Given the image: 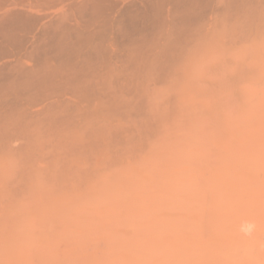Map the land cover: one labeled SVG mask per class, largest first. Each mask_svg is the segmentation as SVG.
I'll list each match as a JSON object with an SVG mask.
<instances>
[{
  "label": "rangeland",
  "instance_id": "obj_1",
  "mask_svg": "<svg viewBox=\"0 0 264 264\" xmlns=\"http://www.w3.org/2000/svg\"><path fill=\"white\" fill-rule=\"evenodd\" d=\"M198 1L194 2L193 6L196 5L192 6L193 8L187 9L188 12L184 11L186 6L182 7L183 9H181V6L178 7L179 12L183 10V15L185 13H188V15H184L187 18L184 17L181 20L179 18L174 24V26H179L180 24L179 27L172 28V30L174 29L172 34H175L176 37L171 35L173 41L171 39L170 41L173 45L169 42L171 50L169 45L168 50L170 51H172V48L174 51L176 49L181 50V47L184 46L188 39H186V35L187 37H192L194 32L193 40H188V42L192 41L191 43L189 42L192 45H189L190 51L187 48L190 53L187 51L182 54L183 56L185 55L184 57H176L177 60L175 61L179 70L173 71L169 69L170 60L168 63L167 61L171 52L168 51V57L166 56L165 59L162 58L160 60L161 57H165V55H161L160 59L158 58L160 64L158 59H156L157 63H153L155 65L152 68L154 72L151 70L154 73L153 75L149 74V71L147 72L149 75L146 74L143 79L136 80L139 71L135 69L133 74L132 69L136 65V68H140L138 64L143 60L142 57L144 56H140L143 53L141 51L148 49L150 42L148 43L147 40L150 39L152 41L153 37H155L152 32L150 33L151 26L147 29L149 31H145L148 32V37H145L147 40L143 39L146 36L144 33V36L142 35L143 38L141 36L144 41L141 40L143 42L135 43L136 46L142 45L144 49L141 46L142 50L140 49V52L137 50L135 52L136 55H133L134 59L140 57L138 58L140 61L136 59L137 61H135L138 64L133 65L135 64L134 62L132 68L129 67V74L132 78L128 77L126 82L130 84H127V91L124 90L123 92L125 93L123 95H119L120 90H118V93L117 90L112 93L115 95L113 96L115 98L114 107L116 108L114 113H106L101 116L93 115L83 119L80 116H76L75 112H65L63 116L56 117L20 118L15 120L13 126L2 127L0 124V264H89V260L95 258L97 252L105 249V242L100 237L103 236L105 227L109 229L111 225L102 221L96 228V223L91 225L88 222L90 227L84 229L81 233L78 227L85 228L87 221H83L82 224L78 225L77 219L82 216L92 218L100 215L104 216L107 214L106 208L108 207L120 210L122 208L120 199L124 198H121L119 191L126 195V198H131H125V200H133L134 198L138 200L139 194L143 195L140 192L145 191L146 195L149 194L148 197L144 195V197L146 196L145 199H153L156 196L152 203L155 205L161 204L159 206L167 209L172 203L178 201L177 198L180 201V198L185 200L187 194L190 196L193 192L196 194L200 191L201 195L202 191L208 193L205 190L210 191L212 190L211 187L219 186V180H223L225 183L224 179L229 177L231 179H228V181L231 182L235 176L237 178V175L245 174L244 172L246 171L240 170L241 168L238 167H241L242 163H246L243 159L247 160L248 153L246 152H251L252 149L248 145L254 143L248 141L243 143L240 141V137H238L242 135V130L240 129L245 128H242V125L239 129L241 133L238 132V129V131L234 130L240 133L238 136L234 131L230 132L229 128L230 130L239 128V123H242L240 120L248 122L247 119H250L251 115L255 117L253 113H259L260 115V112L256 111L264 108L257 106V102L259 103L260 99H264V95L261 92L262 87L259 92L256 89L258 86H262V82L257 81L258 78L256 77H264L260 72L263 70L260 65L264 66V0H201L199 1V4H201L197 6ZM202 1L205 5L202 4ZM217 4H221V6L218 5L221 9L217 7ZM199 6L202 9L201 7L199 9ZM195 7L196 9H194ZM206 9L209 10L208 13ZM213 9H216L218 14ZM189 10L193 11L191 12L192 15H189ZM197 10L199 13L202 10L206 12L204 14H213L212 16H207L208 22L203 27V32L196 35L199 28L197 26L199 24L198 20L202 14L201 12L195 15V13H198ZM179 12L176 11L180 17L181 13L179 14ZM194 16L196 19L198 17V19L194 20ZM208 17L210 20H208ZM190 18L191 22H189ZM182 19L185 20L182 21ZM187 29H189L188 32ZM177 31L180 34H177ZM134 33L131 34L133 36L130 38L131 40L136 37ZM143 43H148L146 48ZM253 60L260 61L261 64L257 61L255 63ZM162 62L165 64L163 65ZM257 64L259 66H256ZM156 68H159L158 70L160 71H155ZM164 69L165 71H163ZM136 70L138 71L137 74L135 73ZM254 73H260V76L254 75L256 80L254 76H251ZM261 77L260 79L263 81L264 78L262 79ZM258 82L260 83L258 84ZM250 83L254 85L255 89H253V92V85L249 87ZM245 85H248L249 88L247 87V89H250L248 94L251 93L250 95L251 97L254 96L253 98H250V95H248V98L244 97L247 96L244 94L247 93V89L244 88ZM260 92L262 93L261 96H263L262 98L258 97L259 101L257 100L255 103V98ZM126 93L129 94L127 95ZM124 94L127 97H121L125 96ZM242 97L247 100H244V98L241 100ZM126 98L129 100H123ZM116 99L119 100L117 101ZM251 99L254 102H249ZM116 101L119 103H116ZM242 101H248L249 104ZM241 102L246 104V107L241 109V106H243ZM260 102L264 103V101ZM116 104L119 106L116 107ZM128 104L131 106H128ZM26 106L30 108L32 104ZM120 107L122 108L121 110ZM125 107L129 111L126 112L127 108L124 109ZM75 110H79V107ZM2 111L4 112L6 109H2ZM222 111L224 114H222ZM232 119H235L236 122L232 121ZM225 120L226 122H224ZM262 124L264 125V123ZM262 124L260 128L264 129ZM260 128L258 127L259 131L256 130L258 131L256 133L262 130ZM261 132V135H258V137L260 136L258 139L264 136L262 135L264 131ZM231 133L237 137L233 135L234 139H232ZM114 135L117 136L114 137ZM117 138L118 140L120 139L119 143L121 141L120 145ZM238 138L243 146L242 144L239 145V141H235V145L232 143V146L237 147V150L232 146L230 149L228 144ZM111 139L112 143L117 140L113 143L117 145L115 144L110 148L107 147V144ZM123 139L126 140V144H124L125 142L122 144ZM228 140H231V142L227 143ZM192 147H194V150ZM249 147L251 148L247 149ZM230 154L231 156H229ZM239 154H243L246 158H242L243 155ZM228 156L229 158L233 157L231 161L235 160L234 158L238 160L230 164ZM238 157H241V161ZM220 158L223 159L219 160ZM222 160L224 162L220 163L219 161ZM236 161L238 164L242 162L239 164L241 166L235 163ZM217 162H219L220 166ZM184 164L187 165L185 166ZM228 164L232 165V167ZM227 165L229 170L233 168L232 171L230 170L231 173H228L230 171H227ZM182 166L185 170H181L183 169ZM175 167L177 168L176 172L174 171ZM249 171L247 172L250 174ZM184 172L187 173L185 174ZM247 172L246 176H244H251L247 175ZM168 173H172L173 177ZM224 175L227 177H224ZM242 175L241 177H244ZM253 176H255V173ZM140 179L144 180L143 184L146 180L147 183L143 185ZM163 181H165V184H162ZM188 181L192 184H189ZM184 182L187 186L184 185ZM210 182L211 186L208 184ZM180 183L181 188L179 186ZM168 188L171 189L170 192ZM186 188H189V191H186ZM139 190L141 191L138 192ZM134 191L135 193L137 191L139 196ZM177 191L180 193L177 194ZM163 192L165 193L163 194ZM185 192L189 193L185 194ZM174 195L175 197L173 198L172 196ZM219 196L218 194L217 197ZM206 198L209 199L208 197ZM168 199L171 201L168 202ZM198 199L201 200V196ZM162 200H165V205ZM82 204L85 205V208L80 209ZM149 216L150 214L145 212L139 216L140 219H137L136 222L141 224V221H144ZM133 217V215L122 217L117 225L124 223L128 226V224L132 223ZM246 221L248 225L251 223L248 220ZM102 224L104 225L101 226ZM253 225H249L251 230L250 227L245 225V231H243L247 234L246 228H248L247 232H250H248L250 234H247L248 236L255 233L256 225ZM164 234L165 238L170 235L168 233ZM132 236L142 238L145 243L144 237L146 234L141 227H137L135 234L129 237ZM259 263L263 264L264 262Z\"/></svg>",
  "mask_w": 264,
  "mask_h": 264
},
{
  "label": "bare ground",
  "instance_id": "obj_2",
  "mask_svg": "<svg viewBox=\"0 0 264 264\" xmlns=\"http://www.w3.org/2000/svg\"><path fill=\"white\" fill-rule=\"evenodd\" d=\"M191 1L193 2H191L192 5L190 3V0H0L1 126H13L15 124V120H19L20 118L38 119L42 116L56 117L63 116V113L65 112H75L76 116H80L83 119L93 115L101 116L102 114L106 113H114L116 108L114 107L115 98L113 96L115 95H113L112 93L116 90L118 93V90H120L119 95H123V93H125L123 91H127L126 87L130 84L126 82L128 80V77L131 76L129 74V67L132 68V64L134 62L135 64L133 65H136V63L138 64V62H136V59L140 58L135 57L136 59H134L133 57V55H136L135 52L137 50L140 52V49L142 50L143 48L142 45V48H140L141 46H136V44H138V42H143V39H146L145 37H148V32L145 31L152 26L150 29V33L152 32L153 36L155 37L150 35L154 38L152 41L149 39L150 37L148 38L150 41L146 39L148 43L150 42V45L148 43H143L144 45H146L145 48L148 44V49L146 48V50L141 51V53H143L140 56H144L142 57L143 60L141 59L142 61L138 59L140 61L138 67L140 68H136V65L134 69H132L133 74L135 69L139 71L138 72L136 70L135 72L136 74L138 72V78L136 79L138 80L140 78L143 79L145 75L148 74L147 72H151V70L152 72H154L152 68H154L153 66H155L153 63H157L156 59H158L161 55H165V57H161V59H159H165L169 54L168 51L171 50V45L169 43L171 42L170 39L173 36L176 37L175 34H172V31H174L175 27L177 28L178 26H174V24L178 21L179 18L181 20V18H184L188 15V13H185L184 16L182 12L183 10L181 11V9H183L182 7L185 6L186 7L184 11L190 9V7L193 6L194 2L196 3V0ZM199 1L197 2V6L201 4H199ZM218 5L219 4H217V7ZM180 6L181 12L178 11V7ZM219 6H221V4ZM196 7L194 9H196ZM200 7L201 6H199V9ZM194 9L192 10L195 11ZM215 10L216 9H213V11ZM176 11L179 12V14L181 13L180 17L177 15ZM193 11L189 10V15ZM201 12V17H199L198 20L199 24H197L199 28L196 35L203 32L202 29L208 22L207 16L210 15L204 14L206 12H203L202 10ZM208 12L209 10L207 11V13ZM200 13L198 11V13H195V15ZM212 14L210 16H212ZM216 14H218V12ZM194 18V20L198 19V17L196 19L195 16ZM184 20L185 19H182V21ZM208 20H210L209 17ZM191 21L192 20L190 18L189 22ZM184 26L186 27V25ZM172 28L174 29L172 30ZM188 31L189 29H187V32ZM133 32H135L134 34H136V37L133 38L134 40H131L130 38L133 37L131 35ZM180 32L178 33L177 31L176 33L180 34ZM144 33L146 34V36H144ZM193 33L192 37L194 38ZM142 35L144 36V38ZM141 36L143 39L141 38ZM181 37L182 35L180 36V40ZM192 37H187L186 35V39H188L185 42L184 46L181 47V50L176 49L177 51H174L172 48V51L174 52L170 51L171 53L169 54L168 61L166 60L167 63L170 60V67L168 65L169 69L173 71L179 70V68L177 69L178 65H176L177 63L175 60H177V58H180L178 56H183V53L185 54V52H187L188 50L190 51V41L188 42V40H193ZM171 40L173 41V39ZM177 41L179 43L178 38ZM174 42H176V40H174ZM168 45L170 46V50H168ZM189 51L188 53H190ZM192 51H194V49H192ZM254 61L255 60H253V62ZM163 62L165 61L163 60ZM158 63L160 64V61ZM258 63H260V61ZM164 64L165 63H163V65ZM256 66L259 65L257 64ZM260 66L263 70L259 71L264 75V66H262V64ZM161 68L163 67L161 66ZM158 69L159 68H156L155 71ZM165 69L163 71H165ZM150 72L149 74H154ZM259 74L260 73H254L251 76L253 77L254 75ZM260 77H256L258 78L257 81L264 83V80L261 81ZM156 80L158 79L156 78ZM260 82H258V84ZM251 83L249 87H252L253 84L251 85ZM262 83V86H258L259 90L258 88L256 89L257 92H259L262 87L263 91L261 90V92L264 95V84ZM245 86L244 88L247 89L248 85L246 87ZM253 89H255L254 85L252 87V92ZM249 90L250 89L246 90L247 93L243 92L247 95L244 96L243 94L244 97L248 98V95L251 94H248ZM128 92L130 91L128 90ZM261 92L258 93L259 95L257 96V98H262L263 95L261 96ZM117 96L118 94L116 95V98ZM121 97L125 98L127 96L125 95ZM244 97H242L241 100H243ZM253 97L254 96L251 97L250 95V98ZM257 98H255V103L257 100L259 101V98ZM245 99L246 98H244V100ZM123 100H127V98ZM117 101L116 103H119ZM251 101L254 102L253 99H251L249 102ZM260 101L263 102L264 99L262 98L260 99ZM260 101V104L257 102V106L264 107L262 106V104L264 103H261ZM242 102L247 103L248 101ZM28 104H32V106L28 108V106H26ZM129 105L130 104H128V106ZM245 105L246 104H243V106H241V109L242 107H246ZM115 106L117 107L119 105L116 104ZM77 107H79V110H75ZM126 108L127 107H125L124 109ZM2 109H6V111L3 112ZM121 109L122 108L120 107V110ZM124 109L123 111H125ZM263 109L264 108H262L260 111H256L260 112V115L259 113H253L255 117L251 115L252 117L250 119L248 118L249 120L247 119L248 122H245L244 120H240V122L242 123L237 122L239 123V128H235L233 130H230L229 128L230 132L234 130L238 131L242 125V128L245 127L243 129H240L242 130V133L240 130L238 131L242 135L235 131L234 133H236L237 136L240 135L238 137H240V141H242L243 143L245 141L254 143H250V145H248L252 147L251 152H246L247 150L245 151L246 153H248V155L246 154L248 158L244 156L245 153L243 151L244 155L242 154V158L245 157L247 159H243L246 163H242V160V162L239 163H242L241 166L237 163V161L235 162L239 166H241L238 167L241 168L240 170H244L246 172L250 170V174L247 172V175L251 176L245 177L246 172L243 171L245 174L241 175H245L244 177H241L240 174L239 176L236 174L237 178H235V176L231 180V182L228 181V179H231L229 177L227 179H224L227 183H224L222 179V181L218 179L219 186L215 188L211 187L212 190L210 191L205 190L208 193L202 191L201 195L199 191V193H196V195L194 194V192H190V196H188L187 194L185 200H181L180 198L179 201V198H177L178 201H173L175 204L172 203L170 205L167 203L168 205H170V209L167 207V209H165L163 206H159L161 204H153L152 202H154L153 199L156 197L155 195L153 199H145L146 196H149L148 191V195H146L144 193L145 191L140 192L141 190H139L138 192L142 193V196L137 191L136 193L134 191L135 194L140 195H138V200L136 198H134L133 200H125L126 195H123L119 191L121 198H124L120 199L122 201V208L120 210L108 207L106 208L107 214H105L104 216L100 215L95 218L89 216L78 217V225L82 224L83 221H87V226L85 228L78 227L81 233L84 229H88V227H90L89 223L91 225H94L96 223V228H98V225L101 224L102 221H105L106 223L111 225L109 229H106L105 227L103 236L100 237L102 241L105 242V249L103 251L97 252L95 258L89 260V264H258V262H264V136H262L263 138L258 139L260 138V136L258 137V135H261V131H264L263 128H260L262 127L261 124L264 123L262 122L264 121ZM127 111H129L128 108L126 112ZM222 114H224L223 111ZM125 115H127V113H125ZM11 118L12 120H10ZM251 120L253 123L251 122ZM232 121L236 122L235 119H232ZM224 122H226V120ZM258 127L260 128V130L262 129L259 132L260 134L256 133L259 131ZM230 135L233 136L234 134L231 133ZM116 136L117 135H114V137ZM232 136L231 138L234 139V136ZM241 136L243 137V139L245 138L244 141ZM112 139L114 140V138ZM112 139L107 144V147L111 148L116 144L113 143L117 140L112 143ZM227 139L229 138L227 137ZM123 140L122 144L124 142V144H126V140ZM229 141L231 142V140H228L227 143H230ZM233 141L228 144L230 145L229 148L232 146V143L235 145V141H239V138ZM248 142L246 143L249 144ZM240 144L242 143L240 142L239 145ZM251 147L247 149H250ZM192 148L194 150V147ZM231 154L229 156H231ZM250 154L251 156L249 157ZM223 158H220L219 160ZM231 158H229L230 164H233V161L238 160L234 158L235 160L231 161ZM238 158L241 161V157ZM219 162L221 163L224 161L222 160ZM219 162L217 163L219 164ZM228 165L226 166L228 169L227 171H232L233 168H230L229 170ZM230 166L232 167V165ZM175 170L177 171V168L174 169V171ZM181 170H185L184 167ZM231 171L228 173H231ZM254 173L255 176H253ZM188 174L187 176H189ZM170 175L172 176V173ZM226 175H224V177ZM141 181L143 184L144 180ZM141 181L139 182L141 183ZM145 183H147V180L144 182V184ZM148 183L150 185L149 181ZM190 183L191 182H189V184ZM162 184H165V181H163ZM208 184L210 185L211 182ZM143 185L141 186L143 187ZM180 185L181 183L179 184V186ZM184 185H186V183ZM164 186L166 187V185ZM177 188L179 187L177 186ZM197 189L196 191L198 192ZM170 190L171 189L168 188L169 192ZM172 191L176 193L174 189H172ZM179 191H177V194L180 193ZM181 191H183V189H181ZM186 191H189V188H186ZM165 192L167 191L165 190ZM165 192H163V194ZM214 192L217 193H215L216 196ZM186 193L189 192H185V194ZM218 194L220 195L219 197H217ZM144 195L146 196L144 197ZM200 196L201 200L198 199L200 198ZM172 197L174 198L175 195ZM206 197H208L209 199H207ZM162 201L164 203L165 200ZM170 201L171 200H169L168 202ZM83 208H85V205L82 204L80 209ZM145 212H148L150 216L144 221H141V224H138L136 220L140 219L139 216L143 215ZM131 215L134 216L131 224H128V226H126L124 223H121L119 226L117 225L119 219H121L122 217H129ZM246 220L251 222V225H256L255 233L254 231H252L254 234L251 236L247 235L250 233L249 231V233L247 232L248 228H246L247 234L244 233L245 225L250 227V224L248 225ZM104 224H102L101 226H103ZM137 227H141V229L145 231V243L143 242L142 238L136 236L129 237L135 234ZM253 227L255 226L253 225ZM164 233L170 234L169 237L167 235L165 238ZM116 242L119 243L116 244Z\"/></svg>",
  "mask_w": 264,
  "mask_h": 264
}]
</instances>
